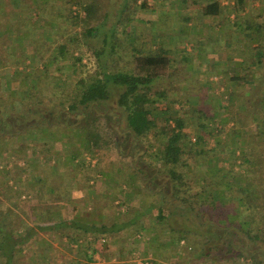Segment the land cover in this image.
Segmentation results:
<instances>
[{
    "label": "trees",
    "instance_id": "trees-1",
    "mask_svg": "<svg viewBox=\"0 0 264 264\" xmlns=\"http://www.w3.org/2000/svg\"><path fill=\"white\" fill-rule=\"evenodd\" d=\"M242 1L238 0V10L242 9ZM43 2L47 3L46 0H39V3ZM59 2L67 3L70 11L71 6L78 5L85 15V19L81 20L85 40L80 43L70 35L67 41L57 42L55 48L58 55L51 59L53 64L55 60L66 61V55L72 53L74 79L64 82L70 93L64 94V88H61V93L50 92L46 98H37L35 101L31 99L29 91L22 94L19 92L17 96L21 101H29V107L39 105L41 108L33 110L31 107L29 108L31 111L24 116L19 115L20 118L12 124L13 127L19 126L20 130L12 134L20 135L44 127L49 135L59 126L69 127L71 122L78 118L80 122L74 126L76 127L74 130L83 134L81 143L83 151H74L71 154L78 167H84L85 154L93 155L96 151L119 147L122 138L120 134L125 135V144H128V150L131 151L128 157L138 148L144 147L143 151H149L152 148V140L158 139L161 143L157 152L152 155V164L156 163L159 169L151 176L152 183L146 181L147 174L140 166H136L135 163L131 166L135 167V173L144 191L157 200L148 204L144 215L150 214L153 210L157 211L155 230L158 236L161 239L165 237V242L172 245L188 240V235L192 234L195 228L192 223L187 224L191 215V219H196L197 226L203 230L202 234L200 232L194 234L196 238L201 239L197 241L199 249L195 254L196 259L217 256L220 259L219 264H264V78L253 79L251 84L244 76L233 77L231 82L241 84L242 89L259 88L258 96L252 98L258 100V111L251 112V108L246 106L244 115L231 112L226 118L223 117L221 121L226 119L227 122L233 123L234 131L233 134L227 133V139H222L224 129L219 130L216 127L219 122L218 113L208 109L209 98L205 94L202 96L195 94L199 81L192 78L190 81L186 76L184 81L190 91L187 100L194 108V119L197 121L194 125L201 131L196 139H193L192 134L186 131L190 126L182 116L183 112L176 109L179 101L171 100L164 89L168 82H179V74L174 72L184 76L180 68H173L175 55L171 54V50L164 47L155 52L146 49L144 34L137 31L131 37L133 43L128 51L122 53L124 56L118 55L122 59V67L116 69L112 67L115 63L112 57L119 51V25L124 22L131 24L133 17H130V13L136 15L139 9H148L149 1L144 0L140 5L139 0H92L88 4H83L79 0ZM181 3L184 4L185 1L181 0ZM202 3L203 17L215 19L221 16L223 7L219 0H202ZM195 4L200 5L199 2ZM113 10L117 11V20L108 29L110 11ZM13 18L14 23L11 22L5 30H0V39L6 38L8 41L6 45L1 40L3 51L8 43H12L10 38L13 39V35L17 34L16 36L22 39L26 37L23 31L13 29L18 19L15 15ZM74 18L76 23L81 22L78 17ZM250 28L247 27L248 32L262 33L260 27ZM102 36L104 39L102 48L92 50L87 38ZM16 40L13 39L16 47H8L13 51L20 50ZM18 40L22 43L21 39ZM89 53L95 58L93 63ZM249 57L255 60L253 64H264V48L252 49ZM25 61L23 55L18 57L13 65L15 66L13 73L22 72L23 80L35 82V88L41 90L40 83L52 77L48 71L51 62L46 64L43 76L34 77L27 70L30 69L28 65L24 71H20V64H25ZM91 63L93 67H90ZM4 64L7 62L0 67ZM113 88L121 90L116 102L117 107L105 109L106 104L112 100ZM241 92L227 97L230 103H234L236 100L234 97H240V101L243 102L245 99L246 102L251 101L250 97L245 98L252 94L251 91ZM57 95L62 96L60 101L55 100ZM201 106L207 108L203 110ZM123 119L124 126L120 124ZM160 119L164 120L161 128ZM3 121L0 120L1 125H5ZM214 131L219 134L216 144L220 146L226 143L230 149L226 159L218 155L215 149L207 148L209 137ZM1 133H7V130L5 131L3 127ZM239 137L242 138L241 143L236 141ZM83 156L85 158H82ZM223 160L225 163L227 160L228 166L222 165ZM237 162L239 165H236ZM236 166L240 171L235 169ZM15 196L20 199L22 193L18 192ZM52 196L53 202L67 198L70 200V195L66 194V191L60 192L58 198L54 194ZM90 199L93 203L97 202L95 197ZM17 202L19 200L15 203ZM202 215H205L204 221L201 219ZM55 217L52 216L55 222L51 220V223L37 227L25 224L20 231H16L15 228L6 231V225L0 220V264H35L33 261L36 258L32 256L26 258L25 248L38 240L41 234L50 233H54L56 238H61L62 241L66 240L64 243L66 249L79 250L81 254L75 256L83 259L79 258L76 261L78 264H96L100 261V255L96 257V254L100 253L99 246L103 248L108 245L106 238H122L131 227H136L139 223L136 216L130 220V224L124 221V225L120 226L116 222H107L109 219L104 225H100L99 219L82 223L76 220L57 221ZM127 237L129 235L124 238Z\"/></svg>",
    "mask_w": 264,
    "mask_h": 264
},
{
    "label": "rangeland",
    "instance_id": "rangeland-1",
    "mask_svg": "<svg viewBox=\"0 0 264 264\" xmlns=\"http://www.w3.org/2000/svg\"><path fill=\"white\" fill-rule=\"evenodd\" d=\"M26 1L27 3L23 5L22 3L17 1L14 4H11L9 0H0V30H5L7 26H10L11 22H13L12 19H14L13 17L15 15L16 10L22 11L23 9L24 11L21 15H19V18L17 19L20 20L15 21L13 29L18 28L19 31L23 32L25 29V39H22V37L18 36L19 39H21L25 45L16 40L18 39L16 36L17 34L13 36L18 42L17 47H20V50L13 51V49L8 48L9 46L16 47V42L13 41L14 37L13 39L10 38L12 43H8V46L4 48V51L2 48L3 45L0 44V63L3 64L5 61L7 62L6 65L4 64V66L0 67V119H3V122L7 126L6 127L5 125L0 124L1 130L3 129V127L5 128V131L7 130V135H1L0 145L1 148H4V150L7 148L8 154H11V156L20 155L16 157L15 160L11 159L9 161L7 159H4L1 162V165L6 168V173H9V170H14L15 175H17L16 177H14L15 179L23 176V163L26 158L23 155L22 157L21 154H24V149L27 147L26 144L24 145L22 138L19 137L20 135L12 134V132L20 130L19 126L13 127L12 123H14L17 118H20L19 115L24 116L25 113L31 111V109L29 108L33 107V110L37 107L41 108L39 105H31V107H29V101H21L17 94L19 92L20 94H22L26 91H29V93L31 94V99L35 101L37 98H46L47 93L50 92L61 93L60 90H62L63 88L64 94H69L70 89L67 86L65 87L64 82L67 80L71 81L72 79H74V74L72 72L71 66L72 53L66 55V61L58 60L56 62L55 60L53 64V61L51 59L58 55V51L55 48V44L57 42L59 43L60 41H67V38L70 35L76 38L80 43L85 40L84 35L82 33L83 27L81 21L85 19V15L83 11H80V7L78 5L71 6L72 11H70L68 10V4L64 2L61 3L59 2V0H46L47 3L43 2L45 4L39 3V0ZM79 1L83 4H88L92 0ZM143 1L144 0H139L138 5L143 3ZM147 1H149L148 9H139L136 15L134 13H130V17H133L131 24L128 22H124V24L122 23L119 25V51L112 57V59H114L115 61L112 67L114 69L122 67L123 62L121 63L122 59H120L118 55H123L128 51V49L133 43L131 37H133V35L137 31L139 33L144 34V47H146V49L153 52L159 50L161 47L171 50V54L175 55V62H173V68H180V71L184 73V76L181 75L179 72H174L175 74H179V82H168L166 83L164 89L168 93V96L171 100L179 101V103L176 104V109L183 112L182 116L186 119L187 123L190 126L187 128L186 131L192 134L193 139H196L198 134L201 132L199 127H196V125H194L197 122L194 119V108L192 107V104H190L187 100L188 96H190V91L188 84L185 83L184 80L186 76H188L190 81L191 78L199 81V84L196 87L197 92L195 94L199 96L205 94L206 97L209 98V106H206L208 107V109H213L214 112L218 113L217 116L219 115V122L216 124V127L219 130L224 129V132L222 134L224 136L221 137L222 139H227V133L233 134V123L230 121L227 122L226 119L225 121L221 120L223 119V117L226 118L231 112L234 114L237 113L239 115H244L246 113V106L251 108V112L258 111V100H256L257 98H252L258 96L259 88L255 87L253 90H251L252 94L250 96H245V98L250 97L251 101L246 102V99L244 98L245 100H243L245 102H243L240 101V97H234L233 99L236 100H234V103H230L227 97H230L231 94H234V91H232L231 87H228L227 82L221 80L220 82L215 81V76H218V73H216V71H212L211 73H209L206 77L207 79L193 78L197 74L187 73L185 69L186 64L183 62V59L187 57V50L184 49V47L190 48L192 45L191 41L189 40V37H186L187 32L184 28L185 24H188L185 18L186 16H188L186 14V11L176 9V0H154L157 3L163 2L164 4H156L153 0ZM9 5L11 8L10 10H7L5 6ZM159 5H166V11L162 10V8L161 11H157ZM167 6H169V9L172 11L168 10ZM183 6L184 4L181 3L182 8H184ZM154 7V11L151 10ZM110 12V20L108 21L107 25L108 29L111 28V26L117 20V11L113 10ZM74 17H78L81 22L76 23ZM253 18L258 19L256 16ZM125 23H128V25L126 26ZM233 31L239 32L241 34L240 31H237L235 29H233ZM245 33L247 36H249L251 32L249 31ZM214 37L215 35H212L211 41L215 39ZM87 39L88 44L92 48V50L101 49L104 45L103 36L100 38L89 37ZM1 40L7 45L8 41L6 38L0 39V42ZM225 40L230 41L229 47L232 46L231 48H228L226 50L227 58H232V55L242 56V58H248L249 56H251L252 49L247 46H242L245 45L244 42L246 40L238 43V40H232L230 36L227 37V39ZM109 47L110 45H108L107 47L108 50L110 49ZM211 51L212 48H208V52ZM21 55H23V58L26 61L25 64H20V71H24V68H26L25 66L28 65L30 69L28 68L27 70L31 72L34 77L43 76V72L46 70V64L51 62V64H49L48 71H50V75L52 77L49 79H44L42 83H40L41 90H37L35 88V82L32 83L23 80L22 72L17 74L13 73L15 69V66L13 65L15 64L16 59ZM89 57L93 63V61H95V58L91 56V53H89ZM84 62H86V60H84ZM118 62H120V66H118ZM92 63L90 67H93ZM89 69L92 71L91 68ZM221 88H224V90H222ZM238 91L239 93L241 91H243L241 93H245L242 88ZM120 94V89L113 88L112 100L106 104L105 109L116 108V102ZM60 97L62 96L57 95L55 100L60 101ZM207 107L201 106V109L204 110V108L206 109ZM28 117H31L30 113ZM79 122L80 121L77 118V120L75 119L73 123L71 122V125H69V127L59 126L56 128L54 133L47 135L49 141L47 145L48 153L44 157L46 158L48 156L47 164L53 165L54 168L58 167L59 161L57 158L58 155L56 153H60L59 151H61V147H66L67 149L70 148L71 145H68L67 142H65L64 145L62 144L60 146L55 144L60 143V141H62L63 139H66V136L67 138L72 140L73 131H75L74 129L76 128L74 126ZM159 123L161 124H159V128H161V126L164 125V120L160 119ZM120 124L122 126L125 125L124 119L120 121ZM0 134L3 133L0 132ZM10 135H13V137L7 138ZM81 135L83 137V134ZM218 135V132L215 131L210 135L209 145L207 146V148L215 149L218 155L226 159L230 153V149L228 148V145L226 143L220 146L216 144L219 139ZM119 136L122 137L119 147H113L111 150L96 151L93 155H85L86 163L84 167L73 166L75 164H73L72 162H68V158L65 160V166H67L68 171L72 169L76 170V172L78 169L82 170L83 175L87 180L85 181L84 178H81L84 179L83 181H85V183H83L84 185H89L92 187L98 185L102 187V185L110 182L111 186L116 187L115 189H113V191L115 190L117 191L116 193L122 194V200L119 198L115 199L114 196H112V199L108 197L107 199H109L110 202L109 206L107 202H102V204L104 205L107 204L104 207L105 213H102V215H105H98V213L97 215H94L96 219H99L100 225H104L107 219H109L107 220V222H116L119 226L124 225V221L127 222V224H130L131 219H134L135 216L136 218L138 217L137 219L139 223L137 224V226L131 227L129 231L126 232V235H129V237L124 238L126 236L124 235L122 237L123 239L115 237L106 238L108 245L104 246L103 248L99 246L100 261L96 264H134V262L136 263L137 261L141 262L142 264H219L220 259H218L217 256H214L213 258L201 257L199 259H196L195 254L196 251L199 249V244L197 243V241H201V239L196 238L195 235H197L198 232L202 234L203 230H200L199 226H197L198 222L196 221V219H191V215H189V219L187 220L189 222H187V224L189 225V223H192L196 229L194 228L193 233L188 235V240H185L184 244H182L181 242L179 244L177 243L176 245H172L169 242H165V237L161 239L158 236V232L155 230L157 228V211L153 210L150 214L144 215L148 204L154 203L157 200L155 201L151 194L147 193L146 190L144 191V188L140 183L141 181L135 173V167L131 166L134 163L136 166H140L141 169L148 176H145L146 181H148V183H152V181H150V178L152 175L157 173L159 169V166L156 163L152 164V155L157 152L161 142L158 139H154L152 140V148L149 151H143V149H145L144 147L138 148L134 150L132 154L128 157V154L131 151L128 150V144H125V135L120 134ZM75 137L77 145L78 143L80 144L81 140L79 139L81 138L78 136ZM232 139H230V141ZM237 139L236 141H239L241 143L242 138L239 137ZM75 146L76 145L73 144L71 147L72 149L66 151L69 154H72L74 151L79 152V149H75ZM55 151L57 152L55 153ZM79 155L82 156L83 154ZM85 156H83L82 158H85ZM221 163L222 165H224V167L228 166L227 160L226 163L225 160H223V162ZM236 165H239V162H237ZM59 167L62 168L63 164H60ZM235 169L237 171H240V168H238V166H236ZM104 173H106V175H108L109 177H104ZM71 181L72 180L68 179L67 182L71 183ZM18 183H21V181H18ZM15 186H18L16 182ZM1 189H3V187L0 185V190ZM132 189L135 192H132ZM126 193L127 195L128 193L133 194L124 197ZM1 195L0 197H2ZM127 199L133 200V202H127ZM20 200L21 201L17 202V207H13L14 204L12 202V208L8 209L9 220L4 223L6 225V231H10L11 228H15L16 231H20L25 224L27 226L30 225L37 227L38 223H36V219L38 220L39 218L38 208H25V205L29 204L25 203L26 200H24V198ZM83 212L85 215H87V211ZM6 215V211H3L0 214V217H5ZM204 218L205 215H202V221H204ZM93 219H91V221H94ZM2 221H5V218ZM85 222L88 221L86 220L84 221V223ZM65 242L66 241H62L61 238H56L54 233H50L49 235L42 234L38 240L33 241V243H31L25 248L26 258H28V256H32L34 259L36 258L37 261L36 259L33 261L35 262V264H66L65 260L67 259L68 262H71L72 258L75 262L79 258L83 259V257L74 256V253L71 254L72 258H70V255L68 254V256H62L64 254L63 250L67 248L66 246H64ZM61 248L63 250H61Z\"/></svg>",
    "mask_w": 264,
    "mask_h": 264
},
{
    "label": "crops",
    "instance_id": "crops-1",
    "mask_svg": "<svg viewBox=\"0 0 264 264\" xmlns=\"http://www.w3.org/2000/svg\"><path fill=\"white\" fill-rule=\"evenodd\" d=\"M16 1L22 3L23 5L27 3L26 0H9L11 4L16 3ZM184 1V8L181 7V0H176L175 7L176 9L186 11V14L188 15L185 17L188 24H185L184 28L187 32L186 37H189L192 45L190 48L184 47V49L187 50V61L186 58H182L183 62L186 64L185 69L187 73L197 74L193 77L195 79H205L209 73L216 71L218 76H215V81L220 82L221 80L227 82L228 87H231L232 91H234L233 93H238V90H241L242 88L241 84L231 82L233 77L236 75L242 77L244 76L247 81H251V84L254 81L253 79L264 78V64H253V62L255 63V60L250 57L244 59L242 56L232 55V58H227L226 50L232 46L229 47L230 41L225 40L230 36L232 40H238V43L246 40L244 42L245 45L242 46H247L251 49L259 47L264 48V0H243L242 9L240 8V10L237 9L238 0H219L222 4L223 11L221 16L216 17L215 19L203 17L202 0ZM196 2H199L200 5L195 4ZM155 3L161 4L163 2ZM165 6L159 5L157 11H161V8L166 11ZM5 7L7 10H10L11 8L10 5ZM154 9L155 7L151 10L154 11ZM167 9L170 10L169 6H167ZM22 12H24L23 9L22 11L16 10L15 17L19 18V15H21ZM255 16L258 19L253 18ZM248 26L251 27L250 29L260 27L262 29V33L254 32L247 36L245 32H248ZM233 29L240 31L241 34L239 32H234ZM212 35H215V39L211 41ZM22 44H24L23 41ZM208 48H212V51L208 52ZM221 89L224 90V88ZM243 90L245 91L246 89ZM247 90L251 91L249 88ZM1 135L7 134H0V138ZM13 135H10L7 138H11ZM47 135L48 134L44 130V127L32 129L28 132L20 134L19 137L22 138L24 145L26 144L27 148L24 149V154H21V156L23 155L26 158L23 163V176L16 179L14 177L17 175H15L14 170H9V173H6V168L1 165V162L4 159L9 161L11 159L15 160L16 157L20 155L11 156V154H8V149L6 148L4 150V148H1L0 145V185L3 187V189L0 190V195L2 194V197H0V214L3 211H6L7 214L5 217H0L3 224L9 220L8 209L12 208V202L14 204L13 207H17V204L14 202L18 200L21 201L20 199L23 198L26 200L25 203L29 204L25 205V208H38L39 218L38 220L36 219V223H38L37 225L51 223V220L52 222H55V219L52 218L54 215L56 216L55 218L57 221L76 220L84 222L87 220L88 222H91V219L95 218L94 215H97V213L98 215L105 213V205L108 204L109 206L110 204L109 199H107L108 197L112 199V196H114L115 199H123L121 193H116L117 191L115 190L113 191L116 187L111 186L110 182L102 185V187L98 185L93 187L89 185L86 186L83 184L87 180L85 179L82 170L81 172L80 169H78L77 172L74 169L70 171L67 170V166H65V160L67 158L69 159L67 160L68 162H72L75 164L73 166L78 167L77 162L72 159L70 156L71 154H69L66 150H71L72 145L75 144V147L79 148V151H83V145L81 144L83 137L81 133L73 131L72 140L66 136V139H63L60 143L55 144L60 146L67 142L68 145H71L70 148L67 149L66 147H61V151H59L60 153H56L57 151H55L58 155L57 158L59 161V165L56 168H54L51 164H47L48 156L44 158L48 153L47 145L49 141ZM75 136L81 138L79 139L81 140V143H78V145L76 143ZM60 164H63L62 168L59 167ZM103 176L109 177L106 173H104ZM81 178H84L85 181ZM68 179L72 180L71 183L67 182ZM18 181H21V183H18ZM15 182L18 186H15ZM62 191H66V194L70 195L71 201L68 200V198L67 200L63 198L64 200H60V202H53L52 194L58 198L60 192ZM131 191L135 192L133 189ZM18 192L22 193V197L20 199H17L15 196ZM76 193H79V195H76ZM131 194L133 193H128V195L126 193L124 197ZM88 197H95L97 202H91V199ZM130 199H127V202H133V200ZM102 202H107V204L104 205ZM81 210L87 211V215H85ZM4 218L5 221H2ZM61 250L63 249L61 248ZM63 253L62 256L68 254L70 255V258H72V253H74V256L81 254L79 253V250L70 251V249L63 250ZM99 255L100 253L98 252L96 257ZM65 262L66 264H78L73 258L71 259V262H68V259L65 260ZM134 264L142 263L137 261L136 263L134 262Z\"/></svg>",
    "mask_w": 264,
    "mask_h": 264
},
{
    "label": "built area",
    "instance_id": "built-area-1",
    "mask_svg": "<svg viewBox=\"0 0 264 264\" xmlns=\"http://www.w3.org/2000/svg\"><path fill=\"white\" fill-rule=\"evenodd\" d=\"M182 244H184V241L182 242Z\"/></svg>",
    "mask_w": 264,
    "mask_h": 264
}]
</instances>
